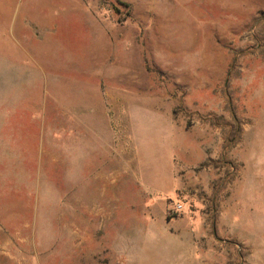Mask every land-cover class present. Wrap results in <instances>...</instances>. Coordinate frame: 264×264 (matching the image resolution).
Returning <instances> with one entry per match:
<instances>
[{"label":"rangeland","instance_id":"obj_1","mask_svg":"<svg viewBox=\"0 0 264 264\" xmlns=\"http://www.w3.org/2000/svg\"><path fill=\"white\" fill-rule=\"evenodd\" d=\"M5 217L12 264L185 218L205 260L263 264L264 0H0Z\"/></svg>","mask_w":264,"mask_h":264},{"label":"crops","instance_id":"obj_2","mask_svg":"<svg viewBox=\"0 0 264 264\" xmlns=\"http://www.w3.org/2000/svg\"><path fill=\"white\" fill-rule=\"evenodd\" d=\"M152 206L162 213L165 204L162 199H157ZM7 223L6 217L0 221V264H12L17 255L15 250L19 240L11 238ZM148 229L147 233L133 238L131 243L117 248L119 253L114 258L107 257L105 264H213L211 260H205L202 249L197 246L196 237L201 230L197 220H171L162 222L161 227L150 224ZM92 259L88 253V257L79 260L78 264H91Z\"/></svg>","mask_w":264,"mask_h":264},{"label":"built area","instance_id":"obj_3","mask_svg":"<svg viewBox=\"0 0 264 264\" xmlns=\"http://www.w3.org/2000/svg\"><path fill=\"white\" fill-rule=\"evenodd\" d=\"M182 209V205L180 203H176L168 208V211L172 214L179 212Z\"/></svg>","mask_w":264,"mask_h":264}]
</instances>
